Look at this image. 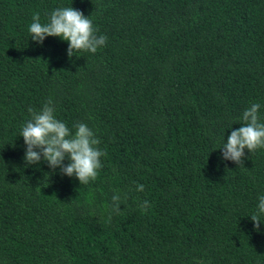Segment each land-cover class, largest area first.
<instances>
[{"label":"trees","instance_id":"trees-1","mask_svg":"<svg viewBox=\"0 0 264 264\" xmlns=\"http://www.w3.org/2000/svg\"><path fill=\"white\" fill-rule=\"evenodd\" d=\"M69 6L107 37L96 53L30 38ZM49 98L100 140L95 181L26 164ZM252 103L264 122V0H0V264H264V148L243 167L221 150Z\"/></svg>","mask_w":264,"mask_h":264},{"label":"clouds","instance_id":"clouds-1","mask_svg":"<svg viewBox=\"0 0 264 264\" xmlns=\"http://www.w3.org/2000/svg\"><path fill=\"white\" fill-rule=\"evenodd\" d=\"M89 17L72 7H58L51 11L48 22L42 24L39 13L32 16L28 27L30 38L42 44L45 37H59L68 43L67 55L71 57L74 51L96 53L107 42L105 35H97ZM259 103H252L241 116L242 124L231 131L227 142L221 148L222 158L243 167L245 149L248 153L264 148V122H261ZM30 119L22 126L20 137L26 146L24 160L27 165L47 162L50 169H60L68 177H75L79 184L86 185L95 181L98 170L101 169V157L106 155L99 147L100 140L87 124L78 122L73 125L74 131L58 120L55 115L53 101L49 98L39 109L29 108ZM69 161L65 166L64 161ZM142 184L136 186L137 192H142ZM127 199V193L114 194L109 205L110 221L112 214H122L121 204ZM150 207L144 200L139 203L143 213ZM264 215V195L259 197L255 213L251 215L254 230H258L260 216Z\"/></svg>","mask_w":264,"mask_h":264}]
</instances>
